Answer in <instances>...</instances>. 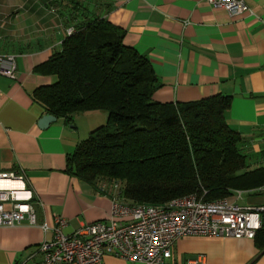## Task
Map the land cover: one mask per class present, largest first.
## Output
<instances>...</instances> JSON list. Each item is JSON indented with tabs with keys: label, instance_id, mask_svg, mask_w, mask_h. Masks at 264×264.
<instances>
[{
	"label": "crops",
	"instance_id": "1",
	"mask_svg": "<svg viewBox=\"0 0 264 264\" xmlns=\"http://www.w3.org/2000/svg\"><path fill=\"white\" fill-rule=\"evenodd\" d=\"M78 1L87 7L84 16L99 15L123 28L124 43L151 61L160 82L154 101L231 96L226 121L242 135L240 148L249 169L264 166V0H246L250 9L237 16L204 0ZM47 4L52 8L45 9ZM19 7L20 27H13L9 36L27 46L0 44L1 54L17 55L14 76L0 75V172L25 169L40 201L35 204L37 221L50 223L60 215L68 219L64 231L70 233L110 214L112 190L102 189L110 182L93 184L67 171L68 156L107 122L108 112L86 111L74 115L72 122L57 117L47 128L39 126L40 118L50 112L34 92L57 76L38 67L61 49L68 29H75L83 16L80 11L71 14L73 5L67 0H22ZM229 199L260 206L264 190H234ZM51 236L40 226L0 227V264L40 260L39 245ZM32 254L34 259L29 258ZM172 260L264 264V248L249 238L184 236L176 240ZM104 264L145 263L105 256Z\"/></svg>",
	"mask_w": 264,
	"mask_h": 264
},
{
	"label": "trees",
	"instance_id": "2",
	"mask_svg": "<svg viewBox=\"0 0 264 264\" xmlns=\"http://www.w3.org/2000/svg\"><path fill=\"white\" fill-rule=\"evenodd\" d=\"M67 2L71 14L83 17L38 67L57 80L34 95L69 122L78 113L108 112L107 122L68 156L70 174L93 184L119 180L126 198L152 204L191 193L215 200L264 186V166L249 169L242 135L226 121L231 96L154 101L158 77L151 61L124 43L125 30L102 16H84L87 7L78 0ZM262 217L254 238L260 248Z\"/></svg>",
	"mask_w": 264,
	"mask_h": 264
},
{
	"label": "built area",
	"instance_id": "3",
	"mask_svg": "<svg viewBox=\"0 0 264 264\" xmlns=\"http://www.w3.org/2000/svg\"><path fill=\"white\" fill-rule=\"evenodd\" d=\"M204 1L231 16L250 9L246 0ZM73 31V28L68 29L69 34ZM16 70L17 55L0 53V75L13 77ZM102 187L112 190L107 219L83 224L66 233L64 229L69 221L65 217L54 215L50 223L37 221L35 204L40 201L35 197L25 169L0 172V227L28 224L52 234L39 245L40 260L15 264H104L105 256L145 264H176L172 260L173 247L180 237L254 239L262 227L264 204L243 206L229 197L205 200L198 193L164 203H141L123 195V184L119 180L110 185L103 183ZM34 257L32 254L29 258Z\"/></svg>",
	"mask_w": 264,
	"mask_h": 264
},
{
	"label": "rangeland",
	"instance_id": "4",
	"mask_svg": "<svg viewBox=\"0 0 264 264\" xmlns=\"http://www.w3.org/2000/svg\"><path fill=\"white\" fill-rule=\"evenodd\" d=\"M22 0H0V34L2 35L1 46L10 48H18L27 46L24 43H16L12 37L9 36L10 30L13 27H20L17 22L18 19L21 20L20 17H17L20 12V2ZM53 5H45L43 6L45 9L52 8ZM19 20V21H20ZM17 22V23H16ZM108 182V181H105Z\"/></svg>",
	"mask_w": 264,
	"mask_h": 264
},
{
	"label": "water",
	"instance_id": "5",
	"mask_svg": "<svg viewBox=\"0 0 264 264\" xmlns=\"http://www.w3.org/2000/svg\"><path fill=\"white\" fill-rule=\"evenodd\" d=\"M57 117L51 113L44 114L39 120V126L41 128H47L50 123L54 122Z\"/></svg>",
	"mask_w": 264,
	"mask_h": 264
}]
</instances>
